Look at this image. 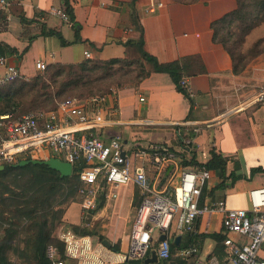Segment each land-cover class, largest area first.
Returning a JSON list of instances; mask_svg holds the SVG:
<instances>
[{"label": "crops", "instance_id": "1", "mask_svg": "<svg viewBox=\"0 0 264 264\" xmlns=\"http://www.w3.org/2000/svg\"><path fill=\"white\" fill-rule=\"evenodd\" d=\"M102 1L0 0V47L25 78L40 72L36 66L38 61L47 65L76 63L86 59V50L95 59L126 57L135 51L124 43L140 36L131 17L134 8L144 27L145 49L159 61L182 60L189 56L200 59L199 65H190L184 75L195 92V103L190 111V99L176 89L171 77L167 73L152 72L140 82L117 87L107 104L116 107L111 116L120 123L104 128L100 133L105 139L120 135L138 144L160 142L175 145V122L192 121L199 128V132L192 133L197 158L207 161L211 149L215 148L228 158L227 174L236 167V173L241 175L236 181L228 179L226 188L216 190V197L209 198H224L229 207L250 209L251 191L264 188V108L248 106L246 102L264 84V80L257 79L258 69L264 66V56L253 59L244 71L235 74L230 54L222 44L213 41L211 28L213 20L237 7V0H159L161 6L155 12L148 11L154 0H136L135 4L133 0H105V6ZM69 7L73 15L70 22L55 12L66 11ZM201 65L204 71L196 70ZM141 96L145 99L140 100ZM142 120H151L154 124L139 123ZM51 154L46 149L42 157ZM257 167L261 169L251 173ZM177 172L174 167L170 173ZM219 182V175L213 171L208 187H215ZM105 191L99 201L104 196V214H111V218L116 219L117 229L112 233L120 243L115 245L112 238L111 241L107 239L112 244L109 247L103 239L104 248L91 237L98 236L97 233L81 235L89 240L92 251L80 260H71L70 264H130L126 258L130 238L125 237L124 223L132 209L137 208L135 201L141 194L134 184L117 189L107 187ZM113 193L117 194L114 196ZM68 214L76 213L72 209ZM211 219L217 225L214 227L216 232H209L207 223ZM72 221L77 223L78 218L74 216ZM219 226V218L210 214L199 219L198 234L208 236L197 240L198 251L190 262L198 264V260L219 253L213 237L222 233ZM178 236V245L190 244V233H172L170 240L174 241ZM158 244L155 238L145 258L152 256L153 250L157 251ZM180 249L176 248L177 254ZM156 262L144 260L143 264Z\"/></svg>", "mask_w": 264, "mask_h": 264}, {"label": "built area", "instance_id": "2", "mask_svg": "<svg viewBox=\"0 0 264 264\" xmlns=\"http://www.w3.org/2000/svg\"><path fill=\"white\" fill-rule=\"evenodd\" d=\"M106 4L105 0L102 1V5ZM159 6L161 2L154 0L148 11L155 12ZM55 12L64 20L72 21L65 10ZM84 53L86 58H92L90 51ZM36 66L42 71L47 64L38 61ZM19 77H22L19 68L0 54V87ZM181 84L194 98L195 92L186 77ZM115 91L113 89L112 93L88 99L66 98L58 103L56 110L25 113L18 119H14L12 112L0 113V165L36 157L46 149L70 162L73 168L84 161L86 164L79 172L78 187L84 212L95 210L107 187L138 186L142 202L131 230L128 259L145 257L155 240V231L159 241L158 257L169 258L170 235L197 232L198 220L210 214L219 218V227L227 234L223 254H212L198 260V264H264V188L251 191L250 209L229 207L224 198L207 197L201 205L203 188L213 177V171L205 167L180 165L184 158H190L195 152L192 133L199 132V128L192 121L175 122V145L160 142L138 144L120 135L105 139L100 130L120 123L111 116L116 107L107 104ZM144 99L140 97V100ZM246 105L264 108V85L248 99ZM139 123L154 124L151 120ZM179 136H182L181 140ZM174 167L178 171V184L173 191L159 189L157 178L161 174H171ZM151 169H155V174H150ZM116 194L113 193L114 196ZM207 225L209 232L217 231L214 219L209 220ZM162 233H166L167 237L159 240ZM59 240L63 248L57 244L47 247L51 264H70L71 260H80L92 251L89 240L71 228L61 230ZM197 251V246L192 245L180 249L178 254L189 256Z\"/></svg>", "mask_w": 264, "mask_h": 264}, {"label": "trees", "instance_id": "3", "mask_svg": "<svg viewBox=\"0 0 264 264\" xmlns=\"http://www.w3.org/2000/svg\"><path fill=\"white\" fill-rule=\"evenodd\" d=\"M135 2L136 0H133L132 3L135 4ZM237 3L238 5L234 10L213 20L211 28L213 30V41L225 47L232 58L233 72L240 74L253 58L261 52L264 53V50L257 51L247 56L243 51L238 52V48L242 49L244 47L245 40L251 31L264 21V0H237ZM66 12L73 19L70 7L66 9ZM131 17L136 29L140 31V36L137 39H129L124 44L128 48H132L135 54L109 59L86 58L76 63H50L46 69L30 78L19 77L1 86L0 113L12 112L14 119H18L23 114L17 116L15 113L18 108L25 104H29L31 107L56 110L58 103L62 101L61 99H66L64 97L67 94L86 90L89 92L85 96L88 99L96 94L112 93L110 90L107 92L95 91H103L104 88L114 84L118 88L135 84L149 77L152 72L167 73L176 89L190 99L191 111L195 102L182 86L181 81L184 75L188 73L187 68L193 64L199 65L200 59L196 56H189L182 60L159 61L155 55L145 49L144 27L134 8ZM77 36L80 38L79 31H77ZM62 42L67 43L64 38H62ZM260 43L261 39L250 49L257 48ZM196 70L204 71V67L201 65ZM26 98L29 99L28 102L25 101ZM69 98L73 97L70 96ZM181 138L182 136H179L180 140ZM32 159L34 158H21L17 162L0 165L3 166L0 167V230H3V235L0 238V264H9L8 253L12 249L13 240L21 233L24 216L30 219L26 231L31 233L28 241L33 244L36 263L51 264L47 257V247L54 239L55 221L60 216L56 215L55 204L56 202L69 204L75 201L76 194L79 191V172L86 164L84 161H80L78 165L74 166L71 175L62 176L58 170L52 168L49 164L44 162L35 163ZM227 163L228 158L215 148L211 149V155L205 162L200 161L195 152L190 158H184L181 161V167L189 165L199 168L205 167L214 171L220 177L217 186L208 187L207 184L204 186L200 199L201 205L207 197L214 198L216 190L226 188L228 179L236 181L241 177L240 174L236 173V167L227 174ZM260 169L259 167L253 168L251 173H255ZM12 176L15 177L14 180H11ZM57 196L60 197L58 200ZM23 198L27 200L24 201ZM141 202L142 196L140 195L136 198L135 205L139 207ZM23 204L27 208H22ZM104 204L105 198L103 196L96 209H101ZM62 213L63 210L60 211V214ZM80 232L81 235L94 234L91 230ZM190 234V244L181 247L176 240L172 241L171 256L167 259L160 258L156 263L194 264L189 259L194 258L196 254L181 256L177 254L176 248L196 246L199 244L197 240L201 236H208V234H198V231ZM226 236L224 230H222V233L213 235L217 241L218 255L223 254ZM59 246L63 248L61 241H59ZM116 249L119 251L117 246ZM145 257L129 259L130 264H143Z\"/></svg>", "mask_w": 264, "mask_h": 264}, {"label": "rangeland", "instance_id": "4", "mask_svg": "<svg viewBox=\"0 0 264 264\" xmlns=\"http://www.w3.org/2000/svg\"><path fill=\"white\" fill-rule=\"evenodd\" d=\"M261 39V43L260 45L251 50L250 48L254 46V44ZM249 49V50H248ZM264 50V21H262L260 24H258L252 31L251 33L247 36L245 43H244V47L238 48V52L243 51L247 54V56H250L252 53H255L257 51H263ZM259 56H264V53H260L258 56H256L253 59H256ZM132 58V57H131ZM252 59V60H253ZM251 60V61H252ZM264 60V57H263ZM250 61V62H251ZM262 64V63H260ZM247 67V66H246ZM259 74H258V80H264V66H262V68H259ZM264 85V84H263ZM113 89H117V86L111 85L110 87H106L104 88L103 91H95V92H107V91H112ZM83 94V95H82ZM89 92H87L86 90H79L74 92L73 94H67L65 95L64 98H69L71 97H76V98H81V99H86V95H88ZM97 95V94H96ZM99 95V94H98ZM28 98L25 99L26 102H28ZM64 100V99H61ZM60 101V100H59ZM46 111L48 110L47 108L44 107H31V105L29 104H25L24 106L18 108V111L15 113L17 116L20 114H25V113H30V112H37V111ZM53 153V152H52ZM54 154V153H53ZM49 155V156H45L42 157V154H37L36 157H33L34 159H46V158H50V157H58L56 154L55 155ZM241 161L244 162V158L242 156H240ZM152 170V171H151ZM150 170V174H155V169H151ZM161 174L158 178H157V185L159 186V189H167L170 191H173V188L176 184H178L179 181V176H178V172L177 174ZM14 176L11 177V180H14ZM136 188L139 190L140 194L141 191L139 189L138 186H136ZM21 191V190H20ZM43 191V190H42ZM142 196V195H141ZM25 197V196H23ZM216 197V196H215ZM60 197L57 196V200ZM23 200H27L26 198H23ZM81 201H82V197L79 193V191L76 194V198L75 201L68 203H64V204H59L56 202L55 204V210H56V215H60L58 216V218L55 221V228L53 230V241L50 244H57L59 245V233L61 230L66 229V228H71L74 232H76L77 234L81 235L82 230H91L94 234L97 233L98 236H91L92 238H95L96 241H98V243H100V246L102 247H106L103 243V239H109L111 241V238L113 239V244L115 245H119L120 240H117V237L115 234H113V230L117 229V225H116V219L115 218H111V214L110 216H108L107 214H104V210L101 209H96L95 211H89V212H84L81 206ZM99 203V201H98ZM98 205V204H97ZM25 204L22 205V208H27L24 207ZM97 207V206H96ZM75 210V215L72 214H68V211ZM137 208H133L131 215L129 216V218L127 219V221H125V237L130 238L131 235V230H132V226L133 223L135 221L136 218V213H137ZM63 210V213L60 214V211ZM25 211V210H24ZM19 214V213H18ZM74 216H76L78 218V222L74 223V221H72L74 219ZM7 223V222H6ZM30 224V219L27 216L23 217V222H22V230L21 233L15 237V239L13 240V246L12 249L9 251L8 253V258H9V264H37L36 260H35V254H34V247L33 244L29 243V236H31V233H29L27 230L28 225ZM7 226V225H6ZM77 227V229H76ZM94 234H90V235H94ZM3 235V230H0V238ZM158 233L155 231L154 233V238H157ZM113 247V246H112ZM101 258L104 259V257L102 255H100ZM100 258V261H103V259Z\"/></svg>", "mask_w": 264, "mask_h": 264}, {"label": "water", "instance_id": "5", "mask_svg": "<svg viewBox=\"0 0 264 264\" xmlns=\"http://www.w3.org/2000/svg\"><path fill=\"white\" fill-rule=\"evenodd\" d=\"M0 53L4 54V50L0 47ZM33 162L37 163V162H44L46 164H49L52 168L58 170L62 176H69L72 174L73 172V165L65 160H62L59 157H50V158H46V159H32ZM3 167V166H0ZM167 235L166 233H162L159 236V240H164L166 239ZM179 240V236L176 238V241L178 242ZM104 243L107 244V246H111L112 244L107 240L104 239ZM158 254L156 250L152 251V256L145 258V262H156L158 261Z\"/></svg>", "mask_w": 264, "mask_h": 264}]
</instances>
